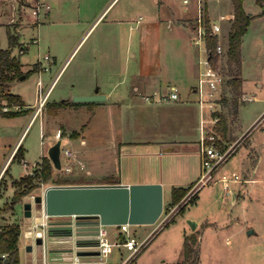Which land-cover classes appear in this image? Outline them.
I'll return each mask as SVG.
<instances>
[{
    "label": "rangeland",
    "instance_id": "obj_1",
    "mask_svg": "<svg viewBox=\"0 0 264 264\" xmlns=\"http://www.w3.org/2000/svg\"><path fill=\"white\" fill-rule=\"evenodd\" d=\"M37 1L40 0H0V47L8 46L9 29L17 35L12 54L23 69H34L9 86L10 92L33 104L32 109L22 113V105L15 110L14 104H7L10 110L6 113L22 114L0 117V207L11 205L5 218L8 221L0 223L15 221L20 225L18 263L72 264L73 251L68 250L72 237L65 224L56 226L54 222L72 223L73 218H78L74 225H82L83 218H95L44 217V224H36L35 216L41 214V207L33 198L46 186L65 185L55 184L56 180L139 183L154 174L166 181L161 215L153 224L129 225L130 235L141 245L136 254L130 257V250L117 247L102 264H264V44L258 47L254 43L258 22L249 21L242 41V90L251 99L240 94L233 115L231 89L224 85L217 93L219 112L225 114L228 128L223 145L225 149L231 147L232 153L214 174V182L202 186L198 195L196 187L189 185L183 196L171 204L168 181L177 180L178 175L196 164L195 143L190 141L200 133L197 106L189 103L193 114L183 118L171 112L174 108L169 105L146 102L142 89L134 91L133 84L156 76L185 79L184 86L194 84L195 78H189L183 70L188 39L174 37L164 16L169 11L180 16L183 5L190 10L195 6L185 21L191 27L197 17L196 0H187L186 4L182 0H41L49 9L46 15L42 11L39 19H34L30 8ZM199 4L209 18L208 7L209 23H217L225 34L228 23L219 16L229 12L225 8L228 1L200 0ZM244 6L253 12L264 10L254 0H244ZM190 49L193 57L190 56L197 62V46ZM53 81L47 100L29 123L38 98ZM96 86L105 92L113 90L107 103L72 108L54 104L61 99L72 101ZM223 98L227 105H223ZM203 117L210 119L206 111ZM210 128L211 123L206 122L204 129ZM58 133L61 162L70 166V171L55 169L49 160L51 179L13 202L12 180L34 173L33 164L42 155L48 157L46 150L57 141ZM166 139L179 141L177 153L166 151L159 143ZM81 141H85L84 146ZM19 146L22 159L18 153L13 157ZM64 148L72 150L74 158L63 159ZM232 172L239 180L230 183L229 191L223 190L218 178L222 174L231 176ZM25 202L32 203L31 217L23 214ZM189 220L196 223L194 229ZM28 227L30 236L26 235ZM248 230L253 232L248 234ZM38 231H42L41 244L35 243ZM191 233L197 238L193 258L182 263L183 239ZM28 245L31 250H26ZM54 252L58 254L50 259ZM98 259L95 255L81 256V261Z\"/></svg>",
    "mask_w": 264,
    "mask_h": 264
},
{
    "label": "built area",
    "instance_id": "obj_2",
    "mask_svg": "<svg viewBox=\"0 0 264 264\" xmlns=\"http://www.w3.org/2000/svg\"><path fill=\"white\" fill-rule=\"evenodd\" d=\"M200 0H196L197 8V17L193 24V40L194 45L198 49V58H197V75L196 82L193 87V92L196 95L195 102L198 106L200 112V136L198 139V154H199V167L200 172L198 178L193 182V185L196 187L197 192L201 189L202 186H205L211 182H214V174L219 169V167L227 161L232 153V148H224V140L216 130V125L219 120V102L217 93L219 90L226 85V80L230 77L228 74V65L226 63L225 51L226 48L223 47L218 40V32L220 27L217 23H209L210 25V34L217 36V43L214 47L213 52H211L206 46V36L208 34L203 15V8L199 3ZM184 3H187V0H183ZM49 5L43 1H37L34 8H30L31 15L34 19H39V16L47 14ZM223 18V16H221ZM44 58H47L45 55ZM39 87V86H38ZM47 92L41 97L38 98V103L36 109L32 112L29 123L36 119L38 115L39 108L43 105L46 99ZM143 99L149 103H160L167 101H177L180 99V94L178 89L175 86H168L163 92H155L152 94H146L143 96ZM248 100L251 98H247ZM221 104V103H220ZM14 109L18 110L19 105H14ZM10 107L7 104H0V114L8 112ZM208 113L210 119L205 120L203 117L204 112ZM206 122L211 123V128L209 130L204 129V124ZM58 139L59 133L56 136ZM61 154V152H60ZM63 159L74 158L72 150L64 148L62 150ZM61 169L69 172L70 166L63 164L61 162ZM82 166V164H81ZM1 174V172H0ZM239 180V176L232 172L231 176L222 174L218 181L222 185L223 190H230V183L236 182ZM44 224V221H43ZM114 226L116 229L113 232H110L106 226L99 225L94 238V243L91 246L90 244H82L83 248H92V251H97L98 253L95 256H99L98 260H86L81 261L80 255L77 254L76 247L74 248L73 255L70 257V262L72 264H90V263H104L109 254H111L115 248H126L130 250V257L136 254L141 247L136 242L135 237L130 235L128 228L129 224H118L110 225ZM119 236V238L117 237ZM121 236V237H120ZM117 237V239H116ZM122 237L123 240H122Z\"/></svg>",
    "mask_w": 264,
    "mask_h": 264
},
{
    "label": "water",
    "instance_id": "obj_3",
    "mask_svg": "<svg viewBox=\"0 0 264 264\" xmlns=\"http://www.w3.org/2000/svg\"><path fill=\"white\" fill-rule=\"evenodd\" d=\"M21 75L19 78H23ZM105 99L102 94L75 96L73 102H93ZM47 156L55 169L61 168L60 139L47 149ZM33 202L41 207V214L35 216L36 224H43L44 217H87L97 218L96 224L89 233L81 232V225L68 223L64 227L68 230L75 247L80 249L83 236L93 235L99 225L110 226L127 223L129 225H147L155 223L163 209V188L160 183H95V184H65L46 186L41 194L34 196ZM25 217L32 215V203L23 204ZM192 229L196 223L189 220ZM253 230H248L251 234ZM28 227L26 235H31ZM42 231L36 232V244L42 243ZM73 235V236H72ZM31 250V246H26ZM97 254V251L82 252L78 255ZM0 259L6 262L4 255Z\"/></svg>",
    "mask_w": 264,
    "mask_h": 264
},
{
    "label": "trees",
    "instance_id": "obj_4",
    "mask_svg": "<svg viewBox=\"0 0 264 264\" xmlns=\"http://www.w3.org/2000/svg\"><path fill=\"white\" fill-rule=\"evenodd\" d=\"M232 6V19L230 21V27L227 35L225 58L228 65L229 78L226 80V86L231 89L234 95L231 103V113L236 115L238 108V96L241 94L242 79L240 77L241 69V56L240 46L241 38L246 31L249 21L253 16L249 15L244 8V0H229ZM258 6H264V0H254ZM205 8L203 7V11ZM205 27L208 32L206 36V46L213 52L214 47L217 43V36L211 35L209 19L204 16ZM6 35L8 40V46L6 48L0 47V104L6 102V104H17L23 105L22 99L17 95L9 91V83L19 78L21 75L27 77V75L33 70H22L23 64L20 62L17 56L12 54V48L17 44V35L12 33L9 29H6ZM23 47L20 45V50ZM223 105H227L226 98L222 99ZM56 107H66L68 105H74L78 103L72 102H55ZM18 112L3 113L7 117L18 115ZM226 116L223 113H219V120L216 125V130L222 138L226 137L227 133V122ZM20 150V146L17 148L16 154ZM22 156L19 154V159ZM48 157L41 156L40 160L34 165V173L20 176L17 179L12 180L11 184L14 186L12 200L13 202L18 201L22 196L28 194L33 190L39 183L47 182L51 179V163ZM81 184L84 182H69L67 180H56L55 184ZM189 186L186 187H172L170 190L169 203L177 202L185 193ZM197 195H195V198ZM8 209H11L9 203L4 204L0 207V214ZM184 209L181 210V212ZM167 225V224H166ZM165 226V225H164ZM20 234V225L13 221L10 223L3 224L0 226V255H4L6 262L0 259V264H18L17 249L18 239ZM124 237H122L123 240ZM197 241L196 235L191 233L185 235L183 239V260L182 263L187 262L190 258H193L194 245ZM82 241V244H85ZM111 264V263H110ZM116 264V263H112Z\"/></svg>",
    "mask_w": 264,
    "mask_h": 264
},
{
    "label": "crops",
    "instance_id": "obj_5",
    "mask_svg": "<svg viewBox=\"0 0 264 264\" xmlns=\"http://www.w3.org/2000/svg\"><path fill=\"white\" fill-rule=\"evenodd\" d=\"M227 1H228V4H226L227 6L225 5V8L229 9V12L226 15L221 14L219 16V19L221 21H225L226 20V22L228 23L227 31H226L225 34L221 33V27L219 26L220 27V30L218 32V40H219L220 44L223 47H225V48H226V42H227V35H228L229 27H230V21H231V19L233 17L231 3H230L229 0H227ZM206 2H208V0H206ZM182 3L183 4H186V3L183 2V0H182ZM194 8H195V6H194ZM194 8H192L190 10L188 8V6L183 5L181 7V15L180 16L177 15L176 13H172L171 11H169L168 13H166V15L164 17L167 18L166 19L167 20L166 27L168 29H170V31H172V35L174 37H177L178 38L180 36L183 39H185V38L188 39L187 45L184 46L185 47L184 48V52H185V65H184V69L183 70H184V73H185L186 76H188L189 78L191 76H193V78H195V82H196V75H197V69H198L197 68V62H194V59L192 58L193 55H191V49H190V46H194V43L192 42L193 35H194L193 26L190 27V26H188L185 23L186 18L189 16V12L191 11V13H192L193 10H194ZM244 8H245V10L247 11V13L249 15L253 16L252 19L250 20V23L252 21L258 22V33L254 36V38H255V42L254 43H257L258 47H260L261 45L264 44V25H263L264 22H261L262 20H264V10H260L259 9L258 11L253 12V11H250L249 9H247L245 6H244ZM207 12H208V16H209L208 19H210L211 15H210V11H208V7H207ZM221 16H223V18H221ZM169 22H172L173 23V26ZM243 38H244V36H242V38H241V46H240V56H241L240 77L242 79V84H241L240 90H241V94L245 97V94H244V92L242 90V85H243V81H244V78L242 76V64H243V57H242L243 42L242 41H243ZM222 40H224V42ZM22 69H23V66H22ZM23 71H27V70L26 69H23ZM59 73H60V71H59ZM24 78L25 77H23V78H17V79H24ZM17 79H15V80H17ZM55 79H54V81H55ZM15 80H13L12 82H10L9 83V86ZM54 81L49 86V88L46 90L47 94L50 91V89H51ZM184 81H187V80L182 79V78H176V79L175 78H168V77L167 78L166 77H162L161 78V77H157L156 76L154 78H151V80H147V79L139 80L137 83L133 84V90L134 91H138V90H141L142 89V94H143L142 97H143L144 94L145 95L148 94L146 92H150V94L155 93V92H163V91L166 90V88L168 86H175L178 89L179 94H180V99L179 100H177V101L160 102V103H153V104H155V105H160V104L169 105L172 108H174L173 111H171V112H175L178 116H182L183 118L185 117L187 119L188 116H190V115L193 114V110L191 111V107L188 104L189 103H195L196 104V102H195L196 95L193 92V87H194L195 82H194V84L192 83V84H189L187 86H184V83H183ZM161 88H163V89H161ZM112 92H113L112 89L105 92V91H102L100 89V87L96 86L95 88H93V89H91L89 91H86L83 94L84 95H89V94L98 93V94L104 95L105 96V99H103L101 101H93V102H73V101H71L69 99H61L58 102L78 103V104H74V105H68L65 108H72V107H75V106H77L79 104H81V105H87V104L95 105V104H97L98 105V104L107 103L108 102V99L110 98V94ZM11 93H13V92H11ZM13 94H17V93H13ZM17 95L21 98V96L19 94H17ZM190 95L193 96V99L190 98ZM247 98H251V97L250 96L249 97H245V99H247ZM22 102H23V105H22L23 112L22 113H26V112H28L29 110L32 109L31 106L33 104L25 103L23 101V99H22ZM1 104H4L3 101L1 102ZM196 106H197V104H196ZM166 110H168V109H166ZM156 111H158V110H156ZM195 111H196V108H195ZM163 112H165V111H163ZM22 113H19V114H22ZM197 113H198V119H199L198 121H200V112H199L198 106H197ZM2 116H3V113H1L0 117H2ZM40 124H41V137L43 139L44 138V135H43V129H44V127H43V125H42L41 122H40ZM199 126H200V122H199L198 128H199ZM22 135H23V133H22ZM199 135H200V133H198V137H197L196 140L190 141L191 143H195V147H196L195 152H196V156H197V160L195 162L196 164H194L190 168H188V171H186L185 174H180V175L177 174L178 175L177 176V180L171 181V182L168 181L169 182L168 184L170 186L169 187L170 190H171L172 187H186V186H189V185L193 184V182H195V180L198 178V175H199V172H200V167H199V154H198V139H199ZM19 140H18V142H19ZM184 142L186 143L188 141H184ZM184 142H180V143L183 144ZM17 143L13 147V149L11 151V154L14 151V149L16 148ZM159 143L162 144L163 148L166 151H170L172 153H177L178 152V150H177V148H178L177 143H179L178 140H174V139H168L167 140L166 139V140H160ZM80 145L84 146L85 145V141H81L80 142ZM20 148H21V146H20ZM16 151H15L14 154H16ZM46 153H47V150H46ZM18 154H20V156H22L21 149L18 151ZM13 157H15V156L13 155ZM22 158H23V156L20 159H22ZM35 163L33 164V166L35 165ZM23 175H21V176H23ZM137 182H139V183H156L157 182V183H160L162 185V188H164V186L166 184L165 183L166 181L163 178L158 179L154 174L148 180L137 181ZM94 183H128V184H131V183H134V182L133 181H123V180H117V181L116 180H111V181H97V182H94ZM197 195H198V192H197ZM169 196H170V193H169ZM7 215H8L7 210L4 211V212H2L0 214V220H2V221H8V220L5 219L7 217ZM36 216H38V215H36ZM76 220H78V218H73V222L72 223H75ZM96 221H97V218L96 217L95 218H93V217L83 218V221H82L83 223L81 225L82 227H80L81 228L80 229L81 232H84L85 234L86 233H89L91 230H93V228H94V226L96 224ZM48 223H50V222H48ZM68 223H70V222L69 221L62 222L61 220L54 222V224L56 226H60V225H63V224L66 225ZM2 225L3 224L0 223V226H2ZM108 230L110 232L115 231V229L114 230L108 229ZM72 238H73V241H74L75 240V237L73 236ZM94 238L95 237H93V235H88L87 234V235L83 236V241L86 242L85 244H90V245H87V246H91V244L94 243ZM73 241L71 242L70 246L68 247L69 248L68 250H70V251H75L74 250L75 244H74ZM76 249H77L76 252H78V251H82V252H90V251H92V248H83V249L76 248ZM55 254H58V253L54 252L52 254V257L50 259H53L54 256H55ZM94 255L95 254L87 253V254L80 255V257L81 256H94ZM18 264H20V263H18ZM42 264H47V262H43Z\"/></svg>",
    "mask_w": 264,
    "mask_h": 264
}]
</instances>
